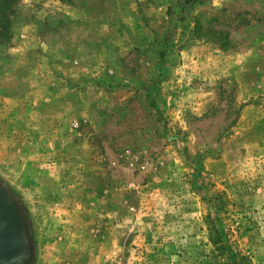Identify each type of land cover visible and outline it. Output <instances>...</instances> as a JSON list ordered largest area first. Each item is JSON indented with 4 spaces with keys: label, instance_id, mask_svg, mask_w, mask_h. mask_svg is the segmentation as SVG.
Instances as JSON below:
<instances>
[{
    "label": "rangeland",
    "instance_id": "1",
    "mask_svg": "<svg viewBox=\"0 0 264 264\" xmlns=\"http://www.w3.org/2000/svg\"><path fill=\"white\" fill-rule=\"evenodd\" d=\"M7 2L0 184L31 264H264V0Z\"/></svg>",
    "mask_w": 264,
    "mask_h": 264
},
{
    "label": "water",
    "instance_id": "2",
    "mask_svg": "<svg viewBox=\"0 0 264 264\" xmlns=\"http://www.w3.org/2000/svg\"><path fill=\"white\" fill-rule=\"evenodd\" d=\"M33 246L25 216L0 184V264H31Z\"/></svg>",
    "mask_w": 264,
    "mask_h": 264
},
{
    "label": "trees",
    "instance_id": "3",
    "mask_svg": "<svg viewBox=\"0 0 264 264\" xmlns=\"http://www.w3.org/2000/svg\"><path fill=\"white\" fill-rule=\"evenodd\" d=\"M0 1H2L3 7H8L7 0H0ZM59 1L65 2L66 0H59ZM14 2L16 4L17 0H14ZM199 2L200 0H172V3H174V5H176L181 10L182 13L195 7ZM195 35L198 39H206V40L207 38H209V36H212L211 40L219 42L218 45L221 48L228 49L230 47L227 41L228 34H226L223 30H207L206 28H203V26L199 21H196ZM211 242L217 248V245L220 242L222 243V240L212 238ZM222 246L219 247L220 250L222 249Z\"/></svg>",
    "mask_w": 264,
    "mask_h": 264
}]
</instances>
